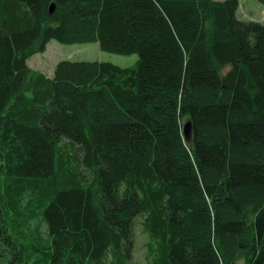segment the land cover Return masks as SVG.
Returning a JSON list of instances; mask_svg holds the SVG:
<instances>
[{
  "label": "trees",
  "instance_id": "obj_1",
  "mask_svg": "<svg viewBox=\"0 0 264 264\" xmlns=\"http://www.w3.org/2000/svg\"><path fill=\"white\" fill-rule=\"evenodd\" d=\"M237 10L0 0V264H131L137 215L148 264H264V25ZM52 39L138 59L48 77Z\"/></svg>",
  "mask_w": 264,
  "mask_h": 264
},
{
  "label": "rangeland",
  "instance_id": "obj_2",
  "mask_svg": "<svg viewBox=\"0 0 264 264\" xmlns=\"http://www.w3.org/2000/svg\"><path fill=\"white\" fill-rule=\"evenodd\" d=\"M237 15L244 21H254L264 25V5L257 0H238ZM62 59L109 61L115 65L125 67L133 65L138 59V55L136 53L123 55L103 51L96 42L63 44L52 39L47 43L45 50L33 54L27 60V64L31 69L50 77L56 62ZM228 69L229 66L223 67L220 75L224 76ZM143 220L142 215H137L134 218V244L131 264L149 263L147 256L149 238L143 229ZM41 231H45L44 225H41Z\"/></svg>",
  "mask_w": 264,
  "mask_h": 264
},
{
  "label": "water",
  "instance_id": "obj_3",
  "mask_svg": "<svg viewBox=\"0 0 264 264\" xmlns=\"http://www.w3.org/2000/svg\"><path fill=\"white\" fill-rule=\"evenodd\" d=\"M183 135L185 136L186 140L189 141L190 139V122L187 121L183 124Z\"/></svg>",
  "mask_w": 264,
  "mask_h": 264
}]
</instances>
